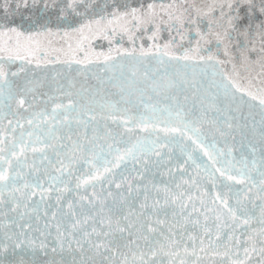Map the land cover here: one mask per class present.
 Returning <instances> with one entry per match:
<instances>
[{"label":"snow or ice","instance_id":"1","mask_svg":"<svg viewBox=\"0 0 264 264\" xmlns=\"http://www.w3.org/2000/svg\"><path fill=\"white\" fill-rule=\"evenodd\" d=\"M109 8L112 9L108 12L111 19L106 24L104 16L99 19L90 18ZM77 17L86 23L71 28ZM51 24H56L57 28L54 30ZM63 24H68L70 30L62 29L60 26ZM162 25H167L169 31H175L178 35L181 30L194 28L199 39L195 49L191 51L197 55H190L189 51H185L182 56L167 53L177 64L181 60L185 61L186 68L187 62H191V71L170 72L168 66L164 65L163 57H160L163 70L157 68L153 74L145 71L142 81L135 72L130 80L109 81L118 89L120 99L107 105L100 104L99 107L122 113L110 118L117 127L124 129L123 133L107 131L102 138L105 143L99 146L97 140L101 137L96 133L89 139L87 127L84 129L83 144L79 139L73 140L69 136L72 157L67 164L60 159L55 163L48 161L58 175L51 174L48 168L44 169V174L48 176L46 188L40 183L39 175L31 183L24 178L23 171H17L12 177L3 169V164L11 168L12 162L0 155V217L3 218L0 219V225H3L0 254L10 252L16 255L18 248L23 250L28 247L33 251L36 248L44 249L47 255L48 246L43 241L37 245L36 240L29 239L23 226L19 232L12 230L15 221L9 213H17L23 218L29 207L27 202L31 201L37 191L43 200L45 195L53 192V185L63 183L64 187L56 189L59 192L56 196L58 207L52 213L53 220L57 221L54 225L56 241L61 252L64 251L65 241H68L69 251L79 250L82 254L80 264H201L202 257L199 253L228 258L224 264H264V87L252 90L255 87L253 80L264 76V0H172L167 5H160L159 11L155 3H148L146 7H134L118 4L117 0H112L111 4H100L97 0H0V59H3L2 54H7V62L20 60L26 64L51 63L54 61H41L38 54L63 51L52 47L53 38L67 39L71 50L73 34H78V46L82 45L88 39L86 32H91L95 26L98 31L128 33V39L134 43L136 32L152 31L149 37L152 39L159 34ZM179 38L183 41L184 36L179 35ZM175 40L176 37L173 36L163 47L168 49ZM155 47L160 48L159 45ZM201 52L206 54H200ZM145 56L141 46V58ZM256 69L259 74L253 77L252 72ZM8 75L3 64H0V97L14 99L15 86ZM11 75L16 76L17 73ZM241 79L248 81V87L241 86ZM92 91L88 89L86 95L79 100L70 99L67 105L56 104L48 122L63 116L61 123L67 121L70 127V114L75 111L79 117L78 123L85 126L92 123L95 116H91L89 120L83 119L84 114L93 111V104L96 103ZM149 93L162 99L163 106L153 102V96ZM134 94L135 100L132 98ZM121 101L126 105L123 109L119 108ZM256 101L260 116L258 141L254 136L249 138L248 135L249 119L253 121L251 128H255L251 109ZM15 102L20 108L25 104V99L21 96ZM245 107L249 109L247 113ZM134 130H141L148 135L143 139L137 136L135 143H131ZM161 132L164 133L163 136ZM125 134L129 137L130 146L121 149L119 145L124 143ZM31 135L29 133L30 137ZM148 136L155 138L149 140ZM221 139L225 145L223 148L219 147ZM109 140L112 142L107 143ZM189 142L192 146L190 150ZM2 144L3 141H0V145ZM15 148V143L9 146L10 150ZM175 148H179L182 156H187L183 163L176 160L178 171L183 169L180 172L181 182L171 186L163 180L155 183V173L152 170L159 172L161 167L167 170L172 179L170 165L174 160ZM197 150L207 156L213 165L214 171L209 173L207 179L213 185L219 180L226 189L223 193H216L210 201L211 207L209 202L191 194L193 187L200 190L195 178L183 179L187 172L184 166L189 161L197 168L202 166L197 164ZM4 151L5 148L0 147V153ZM25 151L26 146H21L19 156L12 152L21 169L27 163ZM31 151L35 153L37 149L32 148ZM40 151L43 152L44 149ZM78 152L81 153L79 157L76 156ZM88 153H91V158H88ZM108 156L112 158L108 159ZM20 157L24 159L21 160ZM45 159L47 156H44L41 163ZM129 159L139 164V168L135 169L136 176L132 178L135 183L122 179L115 184L119 190L115 195L108 191L102 196L93 191L91 198L79 196V212L77 204L69 200L66 215L70 217L71 223L61 231V221L65 214H60V207L64 194L73 191L62 178L65 173L72 177V163L83 162L89 168L84 178L76 177L75 189L79 190L82 185L90 184L95 189L96 183H114L115 174L112 169L120 167ZM101 164L111 167L104 166L102 173ZM217 164L220 167H215ZM203 166L207 171V165ZM29 167L32 172H40L35 162ZM234 171L236 175L232 174ZM217 172L219 176H216ZM253 173L256 175L253 176ZM236 183L244 185L245 190L242 198L239 191L235 193L233 206L229 200ZM203 191L207 193L206 188ZM197 201L199 208L196 206ZM22 206L25 212L19 213ZM6 207L7 211H4ZM32 211L36 212V208L33 207ZM47 215L48 212L45 211L44 216ZM253 219L257 220L259 227L251 226ZM242 226L251 228L242 233L247 236L243 245L236 237V229ZM31 227V224L27 225V228ZM47 234L50 231L46 223L45 232L41 235L46 238ZM72 241H75L76 249L72 248ZM222 241L226 243L224 250L220 251ZM241 248L243 258L239 255ZM56 251V248H52V252ZM0 264H5L2 255ZM19 264H25V261L21 258ZM72 264H76L75 259ZM212 264L217 262L213 261Z\"/></svg>","mask_w":264,"mask_h":264},{"label":"water","instance_id":"2","mask_svg":"<svg viewBox=\"0 0 264 264\" xmlns=\"http://www.w3.org/2000/svg\"><path fill=\"white\" fill-rule=\"evenodd\" d=\"M98 3L103 4L105 2L111 4L112 0H97ZM172 0H117L118 4H129L134 7H139L140 5L147 6L148 3H155L157 5V11H159L160 5H167L171 3ZM179 2V0H177ZM199 2V0H198ZM112 9L109 8L106 11L98 12L93 14L91 19H99L100 16H104V24L107 23L108 19L111 17L108 15ZM123 10V9H122ZM19 21V17L16 18ZM167 19V17H165ZM86 23L85 20L77 17L75 21L71 24V28L79 27L80 24ZM54 30L57 28L56 24L50 25ZM62 29L70 30L68 24H63L60 26ZM113 27H117L113 25ZM203 29V25H201ZM135 31V30H133ZM88 36L87 40L83 41L82 45L78 46V40L80 37L78 34H73L71 39L72 49L69 50L67 39L61 40L59 38H53L52 47L56 49H63V51H49L48 53H39V59L41 61H54L51 63H40L39 65L35 62L26 64L20 60H14L12 62H7V54H2L3 59H0V64H3L4 71L8 73V79L15 86L14 99H7V97H0V141L3 144L0 147H4L5 151L0 153L6 157L7 160L12 162V167L9 168L7 164H3V169L10 173L12 177L15 176L17 171H23L25 174L24 178L28 179L31 183L33 178L39 175L40 183L46 188L48 186V176L44 174V169L48 168L51 174L58 175L55 173L52 166L48 164L51 160L54 163L60 159L64 160L65 164L68 163L69 159L72 157L71 142L68 137L71 136L73 140L79 139L81 144L84 143V129L87 127V136L89 139L93 138L94 134L98 133L101 139L97 140V145L105 143L104 139L105 133L107 131L120 132L123 133L124 129L122 127H117L111 120L112 115H121L122 113H114L107 107L101 109L100 104L107 105L110 102H114L120 99L118 89L113 87L109 81H121L130 80L132 73H137V77L142 81L143 73L145 71L149 74H153L157 68L163 70V66L167 65L169 71H191V62H187V68L185 67L186 62L181 60L178 64L175 60H172L171 56L167 53H172L177 56H182L185 51H189L190 55H197L191 49H195L196 41L199 37L196 35L195 29H190L188 31L181 30L179 35H183V41L180 40L179 35L175 31H169L167 25L161 26V31L159 34L152 39L149 37L152 35V31H143L135 33V42L128 39V33H112L111 31L104 32L98 31L95 26L91 32H86ZM175 36L176 40L173 41L172 46L165 49L163 46L167 44L172 37ZM107 37V38H106ZM155 45H159L160 48L157 49ZM141 46L146 53L144 58H141ZM128 51L125 52L124 50ZM135 49V51H133ZM200 54H206L201 52ZM163 57L164 65H161L159 58ZM78 61H83V63H78ZM23 69V71H21ZM11 73H17L16 76H12ZM259 74V70L256 69L252 72V76L255 77ZM264 76L260 79H254L253 84L255 87L252 88L256 91L260 87H264ZM240 84L242 87H248V81L241 79ZM82 89L84 91H82ZM88 89H92V95L95 96L96 103L93 104V111L90 114H84L83 119L89 120L91 116H95V120L85 126L84 124L78 123V114L73 111L70 114L71 125L64 120L63 116L57 117L55 121L51 123L48 122V118L52 115V109L56 104L69 103V100H79L81 96H85ZM153 96V102H157L159 106H163L164 101L155 94L149 93ZM23 96L25 99V104L18 108L16 100H19ZM133 100L136 99L135 94L133 95ZM145 102H148L147 95L145 96ZM255 105L251 111L255 118V128L252 129L251 125L253 123L252 119L248 120L249 138L255 137L258 141L259 139V128H260V116L258 101L253 102ZM126 107L124 102L121 101L119 108L123 109ZM128 107H131L128 105ZM141 111H143L141 109ZM249 109L245 107V112L247 113ZM42 114V115H41ZM11 121V123H9ZM27 121H31L28 123ZM128 127H132L128 125ZM164 127V125H161ZM95 130V133L94 131ZM159 131V129H157ZM29 133H32L31 137ZM161 136L164 133H160ZM141 130H134L131 135V143H135V139L139 136L143 139L147 136ZM37 137L40 139L38 140ZM62 138V139H58ZM154 136H148V139H154ZM119 139V137H117ZM129 137L127 134L124 136V143L119 146L123 149L126 146H130ZM112 141H107L111 143ZM13 143L16 144L15 149H9ZM231 143V142H230ZM247 143V141L245 142ZM45 144L48 146L45 147ZM21 146H26L25 156L27 157V163L21 169L17 163L16 156H19V149ZM224 141L219 140V147L223 148ZM191 143L189 142V150L191 149ZM238 147V146H237ZM32 148L37 149L35 153L31 151ZM55 148V151L53 150ZM257 148L259 145L257 144ZM40 149H44L43 152ZM16 153V156L12 155V152ZM199 155L197 156V164L202 165L197 168L191 165L189 161L188 165L184 167L187 168V172L184 174L183 179L188 180L195 178V180L200 185V190L198 191L195 187L191 189V194L193 196H199L206 202H209V207H211L210 201L214 199L217 192L226 191L218 180L216 185H213L210 180L207 179L209 173L214 171L211 161L208 160L202 152L197 150ZM175 156L172 164L170 165L172 170V179L169 178L167 170L161 167L160 171L157 172L155 169L152 171L155 173V183H160L162 180L168 183L170 186L174 183L181 182L180 172L176 167V160L183 163V160L187 159V156H182L180 154L179 148L174 149ZM99 154V153H97ZM81 153H76L79 157ZM196 155V154H194ZM47 156V159L41 163V160ZM237 157L239 155L237 153ZM88 158H91V153H88ZM111 159V156L107 157ZM21 160L24 157H20ZM35 162L36 166L40 169L39 173L32 172L29 165ZM203 165H207V171ZM59 167V165H56ZM111 165L101 164L100 170L103 173V167ZM215 167H220L217 164ZM139 168V164L132 160H127L120 165L118 168H113L112 172L115 174V181L111 185L105 181L103 184L96 183L95 189L90 185L81 186L79 190L75 189L76 177L84 178L89 171L88 165L86 163L80 162L72 163V177H68L67 173L62 178L68 187L72 188L73 191L64 194V200L62 201V207H60V214H65L62 223L61 231H64L65 227H68L71 223L70 217L66 215L68 213L67 202L72 200L77 204V212H79V196L92 197V192L95 191L98 195H106L108 191H111L114 195L117 194L119 190L116 189L115 184L120 183L122 179L131 180L133 183L135 181L132 179L136 176V170ZM95 170H93L94 174ZM199 172L197 176L196 173ZM163 173V175L161 174ZM236 175L234 171L232 173ZM107 176L108 174H104ZM256 174L253 173V176ZM219 176V173H216ZM247 183V181H245ZM226 184H231L229 181H224ZM19 186V185H18ZM64 187V184L53 185V192L50 195H45L44 199L41 200L40 192L37 191L36 195L32 197L31 201H28L27 214L21 218L17 213H9L12 220L15 221L12 230L19 232L21 231V226H23L24 232L27 234L29 239L36 240L37 245L43 241L47 247V255H45V250L36 248L33 251L32 248L25 247L23 250L18 248L16 250V255L9 253L0 254L5 260V264H19V260L22 258L25 264H72L73 259H75L76 264H80L82 254L79 250L71 252L68 250V241H65L64 251L59 250V244L56 241L57 232L54 227L57 221L53 220L52 213L57 210L56 196L59 192L56 191L57 188ZM207 189V193L203 190ZM86 189V190H85ZM32 189H29L31 191ZM244 185L236 183L233 185V193L230 197V205H235L237 191L240 192L241 198L243 196ZM255 191V189H254ZM5 196H7V191H5ZM109 203H111V198H109ZM139 201H137L138 205ZM151 203V201H149ZM219 201H217V204ZM259 203V201H257ZM86 204V202H85ZM197 208L200 207L199 202H196ZM36 208V212L32 211V208ZM86 210V209H85ZM7 211V207L4 209ZM47 211L48 215L44 216V212ZM19 213H24L25 209L22 206ZM58 214V217L59 215ZM256 216H259V210H256ZM0 219H3L0 217ZM171 219V215H169ZM202 220V217H201ZM49 225L50 234L42 236L41 233L45 232V224ZM31 224V229L27 228V225ZM211 226V221L209 222ZM252 227H259L256 219L252 220ZM39 231H36V229ZM251 228L248 226L238 227L236 229V237L243 242L247 239L246 233L250 231ZM3 231V225H0V233ZM22 239L24 237H21ZM79 238V236H78ZM213 239L215 237L213 236ZM224 243L222 241L219 245V250H224ZM52 248H56V252H52ZM72 248L76 249L75 241H72ZM202 257L201 264H212L216 261L217 264H224L228 259L225 257L205 255L199 253ZM240 258H243L242 248L239 251ZM255 260V254H253Z\"/></svg>","mask_w":264,"mask_h":264}]
</instances>
